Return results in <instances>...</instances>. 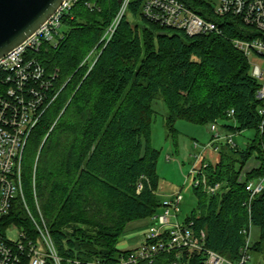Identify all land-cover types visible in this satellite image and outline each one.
<instances>
[{
    "label": "trees",
    "instance_id": "trees-1",
    "mask_svg": "<svg viewBox=\"0 0 264 264\" xmlns=\"http://www.w3.org/2000/svg\"><path fill=\"white\" fill-rule=\"evenodd\" d=\"M92 1L97 6L93 11L82 2L64 17L57 46L30 54L48 72L57 70L59 95L29 135L24 194L38 218L36 195L63 264L117 263L129 253L117 247L127 225L160 213L161 151L152 146L159 100L166 110L167 137L174 142L179 120L204 126L218 121L225 133L253 132L245 146H224L209 164V181L222 183L223 190L209 196L193 187L197 207L185 220L193 222L197 234L205 233L208 250L234 264L242 258V231L250 223L249 255L263 251L264 192L252 201L251 211L245 204L246 183L264 177V117L259 114L264 102L257 97L261 84L252 76L250 59L232 42L245 40V32L253 29L216 18L222 34L191 37L147 20L144 0H133L104 46L101 40L120 0ZM27 156L33 164L26 163ZM250 161L260 167L242 178ZM13 226L24 229L31 240L38 236L20 200L0 218L2 233ZM153 264H203V255L162 253Z\"/></svg>",
    "mask_w": 264,
    "mask_h": 264
},
{
    "label": "built area",
    "instance_id": "built-area-1",
    "mask_svg": "<svg viewBox=\"0 0 264 264\" xmlns=\"http://www.w3.org/2000/svg\"><path fill=\"white\" fill-rule=\"evenodd\" d=\"M133 0H120L119 10L107 29L101 42L109 43L121 21L127 15ZM93 11L97 6L92 0H65L57 12L27 39L20 47L7 57L0 59V218L8 216L14 203L20 200L32 220L38 236L35 240L28 238L24 229L16 226L9 228L5 234L0 231V264H63L57 253L49 229L40 211L35 195L38 218L26 201L23 186V155L30 133L41 121L43 114L56 100L59 91L55 90L57 70L48 72L35 58L32 52H38L43 46H57L63 38V20L79 3ZM202 14V15H201ZM142 15L149 21L167 28L184 31L191 37L204 34H222L214 21L216 18H230L239 22L253 32H245V40L234 39V46L250 59L253 55L264 57V0H144ZM251 62V61H250ZM252 76L258 81L264 80V71L259 64H251ZM257 97L264 102V84ZM234 110L229 114L233 116ZM264 117V107L259 110ZM53 129V128H52ZM210 142L204 146L202 153L193 157L190 176L193 187L201 188L209 195L222 192V183H211L206 173L209 162L204 158L207 150L220 153L224 146L235 148L234 133L221 130L218 121L209 126ZM198 149V143H194ZM168 158H170L168 156ZM260 164L250 161L241 177H245ZM34 173V188H35ZM246 190L249 200L245 204L251 211L252 201L264 192V177L248 181ZM158 194V193H157ZM183 201L181 192L173 193L162 201L161 212L154 216L152 224L144 234V241L129 251L115 264H153L162 253H176L177 258L186 252L203 255V264H234L218 253L205 247V233L197 234L193 222L178 220ZM10 230H13L14 237ZM245 245L241 249L242 258L237 264H249V250L252 245V224L242 231ZM67 264H104L99 261L81 262L67 260Z\"/></svg>",
    "mask_w": 264,
    "mask_h": 264
},
{
    "label": "rangeland",
    "instance_id": "rangeland-1",
    "mask_svg": "<svg viewBox=\"0 0 264 264\" xmlns=\"http://www.w3.org/2000/svg\"><path fill=\"white\" fill-rule=\"evenodd\" d=\"M250 61L251 64H259L264 71V57L253 55ZM259 83L261 85L264 84V80L259 81ZM155 109L157 114L152 125V146L161 151L157 166V172L160 177L157 193L162 201L173 193H182L183 201L180 206L178 220L183 222L197 207V199L193 193L194 178L190 176V172L195 163V158L193 157L196 153H202L204 146L210 142V125H195L184 120H179L175 125L179 133L176 142H174L166 134L163 122L166 110L161 100L157 101ZM253 135L252 131L235 134L234 141L239 147H243L251 140ZM195 142L198 143V149L194 147ZM204 158L207 162L214 164L219 158V153L207 150L204 153ZM33 162V157H26V163L28 165L33 164ZM30 207L33 208L32 205ZM34 219L36 218L34 217ZM149 225V219H145L144 221H139L136 225L129 226L118 243V249L122 252L125 249L135 246L142 239L140 237L141 232L147 231ZM12 231L10 230L12 237H14ZM254 237L256 240L259 238V231L257 229H254ZM249 264H264V250L252 252Z\"/></svg>",
    "mask_w": 264,
    "mask_h": 264
},
{
    "label": "water",
    "instance_id": "water-1",
    "mask_svg": "<svg viewBox=\"0 0 264 264\" xmlns=\"http://www.w3.org/2000/svg\"><path fill=\"white\" fill-rule=\"evenodd\" d=\"M65 0H0V59L20 47Z\"/></svg>",
    "mask_w": 264,
    "mask_h": 264
},
{
    "label": "crops",
    "instance_id": "crops-1",
    "mask_svg": "<svg viewBox=\"0 0 264 264\" xmlns=\"http://www.w3.org/2000/svg\"><path fill=\"white\" fill-rule=\"evenodd\" d=\"M160 212H161V211H160ZM140 221H144V220H140ZM149 221H150V225H151V224H152V220L149 219ZM138 222H139V221H135V222H132V223L128 224L127 227H126V229H127L129 226H131V225H136ZM150 225H149V227H150ZM138 230L141 231L140 229H138ZM143 232H144V233H143ZM145 232H146V231H142V232H141V236H140V237H141L142 239H141L137 244H135V246H133V247H131V248H129V249H125V250H123V251H131V250L137 248V247L143 242Z\"/></svg>",
    "mask_w": 264,
    "mask_h": 264
}]
</instances>
